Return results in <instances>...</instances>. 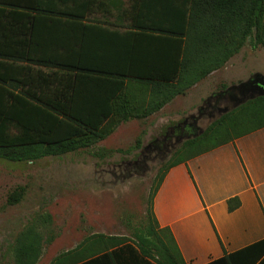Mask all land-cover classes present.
Returning a JSON list of instances; mask_svg holds the SVG:
<instances>
[{
  "label": "trees",
  "instance_id": "1",
  "mask_svg": "<svg viewBox=\"0 0 264 264\" xmlns=\"http://www.w3.org/2000/svg\"><path fill=\"white\" fill-rule=\"evenodd\" d=\"M96 2L0 0V159L88 147L121 120L149 117L185 94L248 42L264 47V0H154L156 10L131 13L133 26L124 29L87 20ZM131 83L150 88L147 103L128 105ZM263 126L264 95L222 115L163 166L153 200L172 167ZM153 202L133 239L96 233L51 264H186ZM239 205L230 199V210ZM39 219L16 237V264H37L53 240L43 232L51 214ZM122 245L131 248L123 261ZM263 255L264 241L209 264H255Z\"/></svg>",
  "mask_w": 264,
  "mask_h": 264
},
{
  "label": "rangeland",
  "instance_id": "2",
  "mask_svg": "<svg viewBox=\"0 0 264 264\" xmlns=\"http://www.w3.org/2000/svg\"><path fill=\"white\" fill-rule=\"evenodd\" d=\"M126 16L122 0H97L87 20L124 29ZM260 50L251 54L245 48L227 74L258 62ZM260 64L264 72V55ZM242 74L239 71L236 76ZM217 81L210 79L203 88L176 96L149 117L121 120L108 137L88 147L37 161L0 159V264H16V237L46 213L51 214L52 223L43 230L44 237L53 240L45 243L37 264H51L96 233L133 239L148 224L155 183L172 155L242 101L260 96L253 91L239 102L213 108V95L204 90L214 89ZM130 91L134 95L128 103L131 108L147 103L148 86L131 83Z\"/></svg>",
  "mask_w": 264,
  "mask_h": 264
},
{
  "label": "crops",
  "instance_id": "3",
  "mask_svg": "<svg viewBox=\"0 0 264 264\" xmlns=\"http://www.w3.org/2000/svg\"><path fill=\"white\" fill-rule=\"evenodd\" d=\"M153 1L122 0V15H128L122 20V28L133 26L131 13L156 10ZM247 47L251 54L254 49H263L259 61L229 76L227 71H231L236 58ZM261 55L264 47L248 42L222 68L187 93L217 79L214 89L204 91L213 95V108H220L225 103L243 100L247 93L261 91L254 83L246 85L264 77ZM239 71L245 76H236ZM233 198H238L240 205L230 210L229 201ZM154 213L160 227L171 232L186 264H209L264 241V126L172 167L154 197ZM129 250V246L122 245V261ZM255 264H264V255Z\"/></svg>",
  "mask_w": 264,
  "mask_h": 264
},
{
  "label": "water",
  "instance_id": "4",
  "mask_svg": "<svg viewBox=\"0 0 264 264\" xmlns=\"http://www.w3.org/2000/svg\"><path fill=\"white\" fill-rule=\"evenodd\" d=\"M253 83L255 84V86L257 87V89H259V90L262 89L261 91L257 92L258 95H264V77L263 78H257V79L251 80L246 85H249V84L251 85Z\"/></svg>",
  "mask_w": 264,
  "mask_h": 264
}]
</instances>
